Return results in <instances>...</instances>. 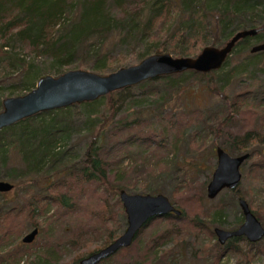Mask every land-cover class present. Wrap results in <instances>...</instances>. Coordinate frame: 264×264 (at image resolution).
Here are the masks:
<instances>
[{
  "label": "trees",
  "instance_id": "obj_1",
  "mask_svg": "<svg viewBox=\"0 0 264 264\" xmlns=\"http://www.w3.org/2000/svg\"><path fill=\"white\" fill-rule=\"evenodd\" d=\"M263 26L264 0H0V109L5 97L24 95L34 88L40 76L47 74L58 76L67 71L71 64H75L77 68L88 67L98 72L112 73L121 68L129 58L141 61L149 55L169 51L175 52L177 56L191 57L197 52L191 45L221 47L235 32ZM261 42H264L263 31L237 42L234 52L240 50L242 57L233 68L234 75L246 74L248 78L255 79V73L264 72L262 67L264 51L251 53V47ZM116 47L125 50L118 59L113 60L111 52ZM226 60L223 67L230 64V56ZM215 71L199 73L192 70L160 76L158 79H148L94 101L39 112L1 129L0 180H14L16 186L17 183L24 181L30 183L32 179L37 181L36 178L42 175L44 185L41 191L34 190L28 200H23L24 204L20 207L8 206L5 193L0 192V264H79V259L83 255L78 254L71 258V261L65 262L70 255H67L68 252L63 247L66 243L70 245L72 242L75 243L76 238L83 241L82 247L88 243L74 231V223H67L63 227V233L67 232L63 243L54 241L51 229L54 219L59 218L60 214L58 212L50 214L49 211L53 205L68 214L78 208L76 203L70 200L71 189L65 186L68 185L66 177L73 178V183L78 178L82 182L99 181L108 189L110 187L117 191L116 194L122 189L130 191L138 189V183L126 180L128 169L114 168L120 160H107L105 154L114 147L107 146L106 136L119 110V96L132 89L144 87L155 92L160 88L155 86L154 82L179 91L183 83L187 82L186 78L192 77L194 80L196 75L200 79L209 77L214 79ZM257 83L256 89L249 88L248 91L237 94L233 100L230 98V104L233 107L238 104H250L256 109H261L264 114V81L259 80ZM73 106L81 108L84 127L92 134L91 141L80 160L68 151L71 148L75 125L71 112ZM230 111L231 109H228L227 117L218 122L219 131L226 121L231 119ZM161 113L157 114L160 117L158 119H161ZM212 114L221 116L220 112L216 111L207 113V118ZM123 124L125 129H128L131 127L130 124L140 123L138 119H132ZM189 124L190 118L187 117L184 119L182 130L171 140L160 124L161 128H153L150 132L139 135L132 134L128 139H120L117 142V145L125 143L135 148V153L142 158L139 161L140 166L135 162L136 166L132 172L141 174L143 168L147 169L144 171L146 177L139 187L145 194L158 192L154 188L158 187L155 184L157 174H163L170 167L181 169V164L177 161L178 146L186 133L185 126ZM210 128L214 130L213 126ZM256 133L258 132L250 130L242 135L233 136L227 148H223L230 150L231 154H236L235 156L246 153L250 149L249 144L253 141L262 142L264 139ZM12 151L20 159L21 164L18 168L9 165ZM215 151L216 149H213V152ZM152 158H155L154 163H149ZM151 165L153 169L150 171L147 166ZM248 170L249 174L252 171L257 172L260 178L256 179L263 182L264 158L252 163ZM54 174L58 176L56 179L52 177ZM111 175H115L116 180L121 181L120 184H110ZM205 185L206 183L202 185L201 190H204ZM65 187L67 191L63 189ZM233 193L236 195L234 199L248 197L247 192L239 188L233 190ZM170 200L172 202V199ZM117 202L119 203V199ZM234 205L237 206L235 200L231 206ZM225 207L226 205H222L217 213L224 212ZM20 211H24L27 216V220H23L21 226L15 224L16 218L21 215ZM252 211L264 226V203L255 206ZM240 213L242 214L241 211ZM93 215L94 220L100 223L99 228L95 227L94 231L109 232L106 234L107 244L117 238L116 231H112L111 228L112 225H123L125 217L123 212L121 214L123 219H120V212L115 208L110 212L104 210ZM182 215L183 213L176 217L172 214L154 217L146 227L158 219L163 222L170 219L181 220ZM243 220L244 214L235 225L242 224ZM34 227L38 228L37 234L43 231L46 234L37 250L27 251L25 245L29 243L21 240L12 244L11 248L7 246L12 239L19 238L13 235L29 232ZM143 231L134 242L138 241ZM210 234L217 239L213 230H210ZM174 235L176 231L169 229L156 235L145 247L143 260H134L132 264H178L175 259L169 260L170 262L163 261L172 249L164 251L162 257L157 255L156 249L160 239H169ZM244 240L252 247L260 245L264 251L262 247L264 242L261 240L251 242L245 237H234L217 251L212 264H221L228 248L242 253L243 248L239 247L238 242ZM216 243L219 245L218 241ZM64 252L67 258L63 257ZM116 254L102 260L100 264H112Z\"/></svg>",
  "mask_w": 264,
  "mask_h": 264
},
{
  "label": "rangeland",
  "instance_id": "obj_2",
  "mask_svg": "<svg viewBox=\"0 0 264 264\" xmlns=\"http://www.w3.org/2000/svg\"><path fill=\"white\" fill-rule=\"evenodd\" d=\"M203 47L201 45H191V48L197 51L192 56L198 55ZM124 50V48H114L111 52V55L114 57L113 60L118 59ZM239 51L236 50L230 56L229 65L215 71L216 75L214 79H210V77L200 79L194 75V80H192V77L186 78L187 82H185L189 85L187 86L186 83H183V87L179 91L173 88H165L160 83L154 82L153 84L160 88L155 92L144 87L132 89L126 94L119 96V110L106 136L107 146H110V148L114 147L110 149V152L105 154L107 160H120L114 168L118 170L126 168L129 170L126 176L127 181H133L135 184L138 183V189L126 190L129 193L142 194L143 189L141 190L139 187H141L140 184H142L146 177L144 171L147 169L143 168V173L141 172V174L132 172L133 167L136 166L135 162L139 164L142 158L135 153V148L125 143L117 145V142L120 139H128L132 134L139 135L140 133L150 132V129L158 128L160 124L164 127L166 134L170 136L169 140H171L174 135L182 130L184 119L189 117L190 124L185 126L187 128L186 133L182 143L178 146L179 157L177 161L181 164V169H173L170 167L163 174L156 173L157 182L155 184L158 187L154 188L158 192L153 193L165 194L172 199V203L182 211L183 218L181 220L170 219V221L166 222H163V220L160 221L159 219L155 220V222H152L148 227L144 228L143 233L137 239L138 241L133 242L127 248L124 247L117 251V254L115 253L116 255L112 260V264H132L134 260L142 261L145 247L151 242L152 238L162 234L166 229L176 231V235L169 239L162 238L159 240V244L156 247L159 257H162V254L168 248L172 249V252L164 260L162 259L164 262H170L169 260L175 259L178 264H212L214 255L222 246H225V243L221 244L218 238H213L210 230L214 231L216 227L232 230L241 226V224L235 225L238 219L242 217V214L240 213L241 208L238 203L239 198L234 199L236 195L232 190L224 189L214 199L208 198L207 194L208 182L212 178L218 162L216 151L213 152V149L215 150L218 145L226 149L227 145H229L228 142H230L233 136L242 135L250 130L258 132L256 135L260 136V138L264 137V122H262L264 114L261 112V109H256L250 106V104H238L235 107L230 104V98L233 100L237 94L248 91L249 88L256 89V86H258L257 82L259 80L264 81V72L262 71L254 74L255 79L248 78L246 74L234 75L233 68L237 62H240L239 59L242 57ZM169 52L174 57H180L175 52ZM262 59V67L264 68V58ZM138 62L137 60H133V58H129L121 67L136 65ZM76 69H85L100 75L110 73L105 71L98 72L88 67L77 68L75 64L67 67V71ZM50 75L57 77L54 74ZM216 90L219 92H216ZM226 101H229V103ZM80 109L77 106L71 108L73 123L75 125L73 127L71 148L68 149L69 154L79 157L77 160L83 158L84 150L89 145L92 135L84 127V117L81 115ZM228 109H231L230 115L233 117L231 116V119L227 120L223 128L219 131L217 124L227 117ZM161 111L163 112L161 113ZM216 111H219L221 116L212 114L207 118V113ZM159 113H161V119H158L160 118L157 115ZM132 119H138L140 124H130L129 126L131 127L125 129L123 123L127 122V120L131 121ZM210 126H213L214 130ZM194 135L195 137L193 138L192 136ZM263 140L262 142H250V149L247 152L251 153V157L241 166L243 177L238 188L241 191L247 192L248 197H245V199L250 203L252 209L264 203V181L260 182L256 179L260 178L257 172L252 171V173H248V168L252 163L259 162L264 158ZM173 159L175 160V156ZM154 161L155 158H152L149 160V163H154ZM20 164V159L12 151L9 165L18 168ZM147 167L150 171L153 169V165ZM139 169L141 170V168ZM111 176L110 184H120L121 181L116 180L115 175ZM52 177L56 179L58 176L54 174ZM66 178L68 185L65 186H69L71 189L70 200H73L78 208L76 211L68 214L66 212L64 213L61 208L55 205L50 207L52 209L49 211L50 214H54L55 212L60 214L59 218L54 219V225L51 229L52 234H54L53 240L63 243L67 233H63V227L67 223H74V231L79 233L86 243H88L82 247L83 241L77 238L75 243L72 242L71 245L66 243L63 248L68 252L67 255H70L68 257L69 259L65 261L68 262L78 254H82L83 256L88 255L90 252L107 244L105 240L106 234L109 232L98 233L94 231L95 227L99 228L100 226V223L94 220L95 216L93 214L95 212L104 210L110 212L115 208L120 212V219H123L121 214L122 212L124 213L123 225H112L111 228L112 231H116L115 235L117 237L125 229L127 220L125 209H123L122 201L119 198L120 192L116 194L117 191L115 192L110 187L108 189L99 181L82 182L78 178L73 183V178ZM36 179L37 181L32 179L30 183L27 181L17 183L18 185L5 193V200L8 206L20 207L24 204L23 200H28L31 194L35 192L34 190L41 191V187L44 185L42 175ZM262 179L264 180V177ZM2 180L10 181L13 185L16 184L14 180ZM205 183L204 190H201L202 185ZM63 189L66 190V187ZM118 199L119 203L117 202ZM234 200L237 206H231ZM222 205H226V210L217 213L220 211ZM20 213L21 215L16 218L15 224L21 226V222L27 220V216L24 211H20ZM37 219L39 221L41 220L39 218ZM44 233L45 231L38 233L37 237L29 245H25V249L27 251L37 250L40 242L45 238L46 234ZM23 234L25 233L22 232L21 234L13 235L19 236V238L12 239L7 246L11 248L12 244L20 242ZM217 241L219 245L216 243ZM261 242H264V240H261ZM238 245L243 248V252L241 253L228 248L225 255H223L221 264H264V251L260 248V245L252 247L245 240L238 242ZM262 247L264 248L263 245ZM62 255L63 257L67 256L65 252Z\"/></svg>",
  "mask_w": 264,
  "mask_h": 264
},
{
  "label": "water",
  "instance_id": "obj_3",
  "mask_svg": "<svg viewBox=\"0 0 264 264\" xmlns=\"http://www.w3.org/2000/svg\"><path fill=\"white\" fill-rule=\"evenodd\" d=\"M260 31L264 32V26L239 30L223 46H204L196 56L174 57L170 52H158L147 56L136 65L121 67L109 74L100 75L93 71L76 69L66 71L57 77L50 74L40 76L34 88L26 94L5 97L2 100L0 130L39 112L94 101L148 79H158L160 76L192 70L210 73L221 69L226 59L234 52L238 41L247 36H256ZM260 51H264V42L251 47V53ZM215 149L218 162L207 186L208 198L211 199L216 198L224 189L231 191L240 186L243 177L241 166L251 157L247 152L238 156L232 155L219 145ZM13 187L10 181L0 180L1 193H7ZM119 198L127 220L122 234L90 254L82 256L79 264H100L102 260L111 257L123 247L132 245L134 239L154 217H164L169 214L176 217L182 214V211L165 194L129 193L122 189ZM238 203L244 214L243 223L239 228L232 230L216 227L214 229L216 238L221 244L234 237H246L251 242L264 240V226L253 213L250 203L243 197L239 198ZM37 232V227L32 228L23 234L21 242H32Z\"/></svg>",
  "mask_w": 264,
  "mask_h": 264
},
{
  "label": "flooded vegetation",
  "instance_id": "obj_4",
  "mask_svg": "<svg viewBox=\"0 0 264 264\" xmlns=\"http://www.w3.org/2000/svg\"><path fill=\"white\" fill-rule=\"evenodd\" d=\"M233 191V190H232ZM239 200V199H238ZM255 214V213H254Z\"/></svg>",
  "mask_w": 264,
  "mask_h": 264
}]
</instances>
